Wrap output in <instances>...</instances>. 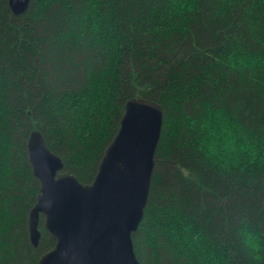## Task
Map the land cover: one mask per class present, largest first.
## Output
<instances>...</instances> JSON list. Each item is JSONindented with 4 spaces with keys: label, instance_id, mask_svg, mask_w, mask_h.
<instances>
[{
    "label": "trees",
    "instance_id": "obj_1",
    "mask_svg": "<svg viewBox=\"0 0 264 264\" xmlns=\"http://www.w3.org/2000/svg\"><path fill=\"white\" fill-rule=\"evenodd\" d=\"M163 108L140 264H254L242 218L264 230V0H0V264H38L29 239L39 189L27 153L39 130L63 170L93 180L126 100ZM223 113L256 144L227 169L201 150Z\"/></svg>",
    "mask_w": 264,
    "mask_h": 264
},
{
    "label": "water",
    "instance_id": "obj_2",
    "mask_svg": "<svg viewBox=\"0 0 264 264\" xmlns=\"http://www.w3.org/2000/svg\"><path fill=\"white\" fill-rule=\"evenodd\" d=\"M30 0H8L15 14ZM163 108L155 100L131 97L106 146L93 180L82 183L63 170V161L39 130L27 139L33 175L39 183L28 213L29 239L37 246L40 216L54 245L38 264H140L132 243L148 201Z\"/></svg>",
    "mask_w": 264,
    "mask_h": 264
},
{
    "label": "clouds",
    "instance_id": "obj_3",
    "mask_svg": "<svg viewBox=\"0 0 264 264\" xmlns=\"http://www.w3.org/2000/svg\"><path fill=\"white\" fill-rule=\"evenodd\" d=\"M196 123L204 131L209 127L216 129L213 135L205 136L201 141V150L214 164L227 169L235 165L245 153L255 157L257 149L254 140L225 114L206 115ZM237 232L245 253L254 264H264V230L252 225L245 217L239 222Z\"/></svg>",
    "mask_w": 264,
    "mask_h": 264
}]
</instances>
